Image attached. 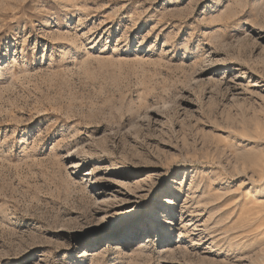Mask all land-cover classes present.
<instances>
[{
  "label": "rangeland",
  "instance_id": "rangeland-1",
  "mask_svg": "<svg viewBox=\"0 0 264 264\" xmlns=\"http://www.w3.org/2000/svg\"><path fill=\"white\" fill-rule=\"evenodd\" d=\"M0 264H264V0H0Z\"/></svg>",
  "mask_w": 264,
  "mask_h": 264
}]
</instances>
